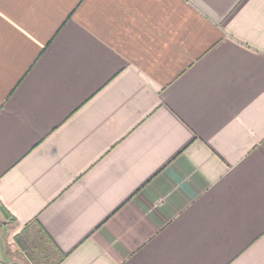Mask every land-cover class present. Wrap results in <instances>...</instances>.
Instances as JSON below:
<instances>
[{"label": "crops", "instance_id": "crops-1", "mask_svg": "<svg viewBox=\"0 0 264 264\" xmlns=\"http://www.w3.org/2000/svg\"><path fill=\"white\" fill-rule=\"evenodd\" d=\"M0 204L58 264H264V0H0Z\"/></svg>", "mask_w": 264, "mask_h": 264}, {"label": "trees", "instance_id": "trees-1", "mask_svg": "<svg viewBox=\"0 0 264 264\" xmlns=\"http://www.w3.org/2000/svg\"><path fill=\"white\" fill-rule=\"evenodd\" d=\"M0 210L14 220L1 204ZM13 240L28 264H58L65 256L36 218L26 222L14 233Z\"/></svg>", "mask_w": 264, "mask_h": 264}, {"label": "rangeland", "instance_id": "rangeland-1", "mask_svg": "<svg viewBox=\"0 0 264 264\" xmlns=\"http://www.w3.org/2000/svg\"><path fill=\"white\" fill-rule=\"evenodd\" d=\"M14 227L12 220L3 214L0 210V247H3L8 255H10L12 260H17L18 254H23L19 249H13V235Z\"/></svg>", "mask_w": 264, "mask_h": 264}]
</instances>
